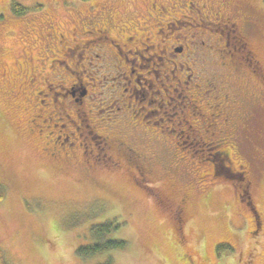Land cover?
Here are the masks:
<instances>
[{
    "label": "rangeland",
    "instance_id": "374dc122",
    "mask_svg": "<svg viewBox=\"0 0 264 264\" xmlns=\"http://www.w3.org/2000/svg\"><path fill=\"white\" fill-rule=\"evenodd\" d=\"M170 1L14 0L24 7L19 12L9 0H0V77L5 67L6 75L12 73L8 66L26 50L40 57L42 64L52 60L53 26L46 18L61 26L67 41L83 39L80 21L90 10V14L96 12V2L100 9L113 4L116 20L123 15L137 22L133 27H145L141 32L154 42L170 40L174 33L180 37L179 31L188 35L192 30L183 23L170 29L171 33L163 24L164 32L156 33L151 3L169 6ZM227 1L240 6V11L246 7L240 15L248 17L242 31L264 65V0ZM173 3L179 6L181 0ZM165 12L162 9L159 15ZM179 14L190 12L182 9L172 17L180 18ZM100 84L85 82L90 94L98 93L103 88ZM10 85L17 86L19 81L12 79ZM246 88L247 98L259 94L261 106L245 119L236 116L228 136L235 146L233 157L246 170L247 203L219 172L214 178H201L209 172L210 161L219 158L214 149L206 155L204 145V151L201 146L198 152L181 139L166 146L158 133L157 140L136 142L137 146L155 147V183L150 187L133 184L125 170L53 163L43 150L44 142L30 130L29 110L0 93V251L5 264H264V84L260 91ZM155 187H159L158 197ZM181 196L186 197L183 237L173 208L158 201L178 202ZM105 222H111L107 235L98 237L91 232L92 225ZM108 241L123 245L97 249V245L108 246Z\"/></svg>",
    "mask_w": 264,
    "mask_h": 264
},
{
    "label": "flooded vegetation",
    "instance_id": "af4514ba",
    "mask_svg": "<svg viewBox=\"0 0 264 264\" xmlns=\"http://www.w3.org/2000/svg\"><path fill=\"white\" fill-rule=\"evenodd\" d=\"M175 1L169 6L151 3L156 33L164 32L163 24L171 33L181 23L192 31L188 35L179 31L180 37L174 33L170 40L159 42L141 32L145 27H133L137 22L128 17L116 20L113 4L100 9L96 2V12L90 14V10L80 21L84 35L80 41H67L61 26L46 18L53 26L52 60L42 64L40 57L22 52L8 66L12 73L6 75L3 69L0 93L29 110L30 130L44 142L43 150L53 163L125 170L133 184L150 187L155 183V147L137 146L136 142L157 140L158 133L166 146L181 139L198 152L204 145L206 155L214 149L219 158L210 161L209 172L201 178L208 180L219 172L247 203L246 170L233 157L235 146L228 136L236 116L245 119L261 106L259 94L247 98L246 85L260 91L264 84V65L242 31L248 17L240 15L246 7L240 11V6H230L227 0H181L179 6ZM162 9L166 14L160 16ZM182 9L190 14L172 17ZM12 79L19 85L7 86ZM85 82L91 86L101 83L103 88L90 94ZM155 188L158 197L159 187ZM185 199L158 200L173 208L181 236Z\"/></svg>",
    "mask_w": 264,
    "mask_h": 264
},
{
    "label": "trees",
    "instance_id": "16d2710c",
    "mask_svg": "<svg viewBox=\"0 0 264 264\" xmlns=\"http://www.w3.org/2000/svg\"><path fill=\"white\" fill-rule=\"evenodd\" d=\"M13 7L16 11H22L24 10V7H22L21 5H19L18 3H14L13 4ZM256 217V215H255ZM111 222H105V223H102L100 225H92L90 230L93 234H95L96 236L98 237H103L105 235H107L109 232H110V224ZM108 246H104V245H97V249L98 250H105V249H108L110 247L112 248H117V247H121L123 245V242H117V241H108ZM95 252V251H92V253ZM0 264H5L3 258H2V254H1V251H0Z\"/></svg>",
    "mask_w": 264,
    "mask_h": 264
}]
</instances>
